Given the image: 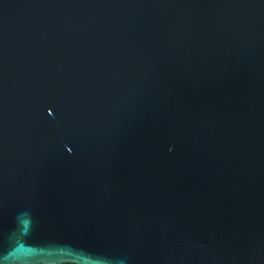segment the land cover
<instances>
[{
    "label": "water",
    "instance_id": "1",
    "mask_svg": "<svg viewBox=\"0 0 264 264\" xmlns=\"http://www.w3.org/2000/svg\"><path fill=\"white\" fill-rule=\"evenodd\" d=\"M264 264V0H0V264Z\"/></svg>",
    "mask_w": 264,
    "mask_h": 264
},
{
    "label": "trees",
    "instance_id": "2",
    "mask_svg": "<svg viewBox=\"0 0 264 264\" xmlns=\"http://www.w3.org/2000/svg\"><path fill=\"white\" fill-rule=\"evenodd\" d=\"M67 264H71V263H67Z\"/></svg>",
    "mask_w": 264,
    "mask_h": 264
}]
</instances>
